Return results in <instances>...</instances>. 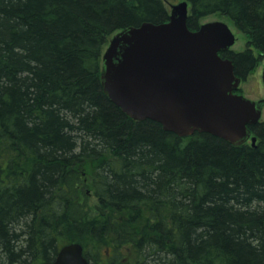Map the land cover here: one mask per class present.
I'll list each match as a JSON object with an SVG mask.
<instances>
[{
	"label": "trees",
	"instance_id": "trees-1",
	"mask_svg": "<svg viewBox=\"0 0 264 264\" xmlns=\"http://www.w3.org/2000/svg\"><path fill=\"white\" fill-rule=\"evenodd\" d=\"M188 2L190 28L220 13L248 37L225 55L246 77L264 55V0ZM169 16L164 0H0V264L69 242L89 264H264V122L255 145L180 136L104 91L109 37Z\"/></svg>",
	"mask_w": 264,
	"mask_h": 264
},
{
	"label": "water",
	"instance_id": "water-1",
	"mask_svg": "<svg viewBox=\"0 0 264 264\" xmlns=\"http://www.w3.org/2000/svg\"><path fill=\"white\" fill-rule=\"evenodd\" d=\"M188 0L172 5L169 20L144 21L117 31L102 55L105 93L123 112L151 119L180 136L211 133L234 145L249 140L261 121L264 98L236 91L242 77L225 53L236 35L225 21L191 29ZM264 82V68H263ZM40 264H89L79 242L62 246L53 260Z\"/></svg>",
	"mask_w": 264,
	"mask_h": 264
},
{
	"label": "rangeland",
	"instance_id": "rangeland-1",
	"mask_svg": "<svg viewBox=\"0 0 264 264\" xmlns=\"http://www.w3.org/2000/svg\"><path fill=\"white\" fill-rule=\"evenodd\" d=\"M180 1L181 0H164V3L166 4L167 8L171 11L172 5L177 4ZM217 20L227 22L231 26L233 32L235 33L236 42L232 47L233 51L235 52L242 51L248 47V37L242 31H240L231 22V20L228 17L220 13H213L201 18L200 23L203 24L206 22L217 21ZM112 36L113 35L109 37V40L112 38ZM107 45L108 43L104 46L103 51H105ZM255 55L260 57V53L257 50H255ZM263 68H264V55L260 58V61L258 62L257 66L246 76V78H244L240 89L242 94L255 100L264 98V82L262 77ZM262 120L264 121V108H263ZM85 184L86 186L83 187V189L87 191V200L89 207L91 208V214L96 215L98 213L99 201L93 191L91 175L88 176V180H86Z\"/></svg>",
	"mask_w": 264,
	"mask_h": 264
},
{
	"label": "flooded vegetation",
	"instance_id": "flooded-vegetation-1",
	"mask_svg": "<svg viewBox=\"0 0 264 264\" xmlns=\"http://www.w3.org/2000/svg\"><path fill=\"white\" fill-rule=\"evenodd\" d=\"M231 52H235V51H231ZM235 53H237V52H235ZM242 78H243V80H244V78H246V77H243V76H242Z\"/></svg>",
	"mask_w": 264,
	"mask_h": 264
}]
</instances>
